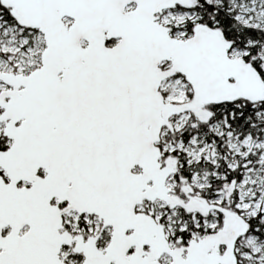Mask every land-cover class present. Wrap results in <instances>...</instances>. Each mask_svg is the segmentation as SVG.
Returning <instances> with one entry per match:
<instances>
[{"label": "snow or ice", "instance_id": "obj_1", "mask_svg": "<svg viewBox=\"0 0 264 264\" xmlns=\"http://www.w3.org/2000/svg\"><path fill=\"white\" fill-rule=\"evenodd\" d=\"M0 264H264V0H0Z\"/></svg>", "mask_w": 264, "mask_h": 264}]
</instances>
